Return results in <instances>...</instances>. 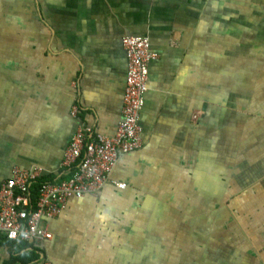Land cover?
<instances>
[{"label":"crops","instance_id":"obj_1","mask_svg":"<svg viewBox=\"0 0 264 264\" xmlns=\"http://www.w3.org/2000/svg\"><path fill=\"white\" fill-rule=\"evenodd\" d=\"M129 36L158 55L141 149L0 264H264V0H0V187L115 135Z\"/></svg>","mask_w":264,"mask_h":264},{"label":"built area","instance_id":"obj_2","mask_svg":"<svg viewBox=\"0 0 264 264\" xmlns=\"http://www.w3.org/2000/svg\"><path fill=\"white\" fill-rule=\"evenodd\" d=\"M123 40L129 59L128 85L124 117L115 135H94L91 128H81L62 160V167L70 173L67 179L39 183L45 174L43 167L13 168L0 187V233L8 240L51 239L46 221L58 216L70 199L102 190L120 156L141 149L140 114L149 91L150 63L158 55L149 38L129 36ZM79 112L75 107L74 116ZM116 186L126 188L125 183L116 182Z\"/></svg>","mask_w":264,"mask_h":264},{"label":"trees","instance_id":"obj_3","mask_svg":"<svg viewBox=\"0 0 264 264\" xmlns=\"http://www.w3.org/2000/svg\"><path fill=\"white\" fill-rule=\"evenodd\" d=\"M45 181H53V179L51 178V177H49V176H46V175H44V176H42L39 180H38V182L39 183H41V182H45ZM34 189H38V187H36V186H34L33 187ZM5 241H7V242H9V243H13V244H15L17 247L18 246H25L24 248H26L27 247V243L26 242H24V244H22V242H17V241H10V240H8L7 239V237L5 236V235H2L1 233H0V244L1 243H4ZM23 248V247H22ZM26 254V252L24 253V255ZM8 264V263H7Z\"/></svg>","mask_w":264,"mask_h":264},{"label":"rangeland","instance_id":"obj_4","mask_svg":"<svg viewBox=\"0 0 264 264\" xmlns=\"http://www.w3.org/2000/svg\"><path fill=\"white\" fill-rule=\"evenodd\" d=\"M137 37H139V36H137ZM146 38H148V37H146ZM129 73V72H128ZM127 85H128V81H127ZM127 90V89H126ZM126 95V94H125ZM125 101V100H124ZM123 112H124V110H123ZM80 113V112H79ZM74 114V113H73ZM123 117H124V114H123ZM122 122V121H121ZM121 124V123H120ZM119 127V126H118Z\"/></svg>","mask_w":264,"mask_h":264}]
</instances>
